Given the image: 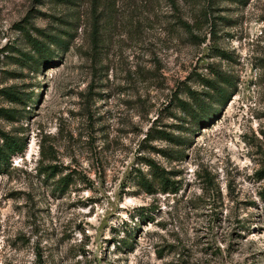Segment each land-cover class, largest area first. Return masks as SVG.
Returning <instances> with one entry per match:
<instances>
[{
    "label": "rangeland",
    "instance_id": "374dc122",
    "mask_svg": "<svg viewBox=\"0 0 264 264\" xmlns=\"http://www.w3.org/2000/svg\"><path fill=\"white\" fill-rule=\"evenodd\" d=\"M2 134L0 264H264V0H0Z\"/></svg>",
    "mask_w": 264,
    "mask_h": 264
},
{
    "label": "trees",
    "instance_id": "16d2710c",
    "mask_svg": "<svg viewBox=\"0 0 264 264\" xmlns=\"http://www.w3.org/2000/svg\"><path fill=\"white\" fill-rule=\"evenodd\" d=\"M26 39L28 44H30V46L32 47L33 51L37 54L41 52V49L43 47H45L44 45H42L39 41L35 40V39H31L28 35H26ZM50 44H55L56 40H50L49 41ZM211 87H213L215 89V87L213 85H211ZM1 141L2 143H0V166L6 165V162L8 160V158L10 157V155L16 153V152H21L23 149V144H21L20 142H18V140H15L11 137H8L7 135L2 134L1 135ZM160 178H162L161 180L163 181V184L166 186L168 185V180L165 177H162L160 175ZM173 184V183H170ZM167 187V186H166Z\"/></svg>",
    "mask_w": 264,
    "mask_h": 264
}]
</instances>
